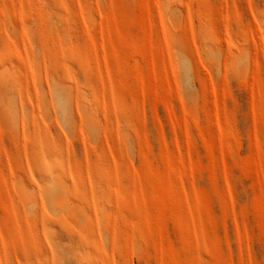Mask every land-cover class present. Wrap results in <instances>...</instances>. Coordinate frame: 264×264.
<instances>
[{
	"label": "rangeland",
	"instance_id": "374dc122",
	"mask_svg": "<svg viewBox=\"0 0 264 264\" xmlns=\"http://www.w3.org/2000/svg\"><path fill=\"white\" fill-rule=\"evenodd\" d=\"M0 264H264V0H0Z\"/></svg>",
	"mask_w": 264,
	"mask_h": 264
}]
</instances>
